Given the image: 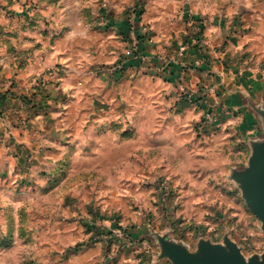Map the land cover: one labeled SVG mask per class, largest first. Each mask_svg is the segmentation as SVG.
<instances>
[{
  "label": "crops",
  "instance_id": "crops-1",
  "mask_svg": "<svg viewBox=\"0 0 264 264\" xmlns=\"http://www.w3.org/2000/svg\"><path fill=\"white\" fill-rule=\"evenodd\" d=\"M130 1L0 0V208L55 188L83 125H125L136 154L161 142L174 158L145 169L174 177L179 193L169 201L179 206L152 216L153 232L181 242L183 231L213 225L220 202L228 216L234 206L245 215L239 192L229 195L222 185L238 186L233 171L264 142V0H237L208 17L198 12L203 20L178 0H146L144 13ZM210 108L218 120L200 129ZM122 136L83 133L98 139L105 158L106 142ZM133 184L134 195L151 197L152 187ZM129 232L128 240L87 247L66 264H146L155 236ZM52 249L39 253L41 262L62 264L59 246Z\"/></svg>",
  "mask_w": 264,
  "mask_h": 264
},
{
  "label": "rangeland",
  "instance_id": "rangeland-1",
  "mask_svg": "<svg viewBox=\"0 0 264 264\" xmlns=\"http://www.w3.org/2000/svg\"><path fill=\"white\" fill-rule=\"evenodd\" d=\"M178 1L191 7L193 16L203 20L198 16V12H205L204 17L220 14L237 0ZM133 3L138 10H142L141 13L145 12L146 0H131L127 6ZM101 5L107 6L109 3L104 2ZM145 26V32L151 35L149 25ZM2 48L3 45L0 44V56ZM2 66L4 67L3 62L0 61V69ZM2 116L0 111V118ZM196 128L198 131V126ZM88 130L96 133H120L123 140H108L105 150L111 155L105 158L98 154V139L90 141L83 138V133ZM131 131L132 128L125 125H110L106 129L98 125H83L79 134L80 141L75 142L73 155L61 160L58 185L55 188L46 189L39 196L32 192L27 193L16 200L11 199L12 203L0 208V264H44V261L41 262L44 256L39 253L54 251L52 248L55 245L59 246V251L56 252L61 257L62 264H66L69 257L78 256L77 253L87 247L96 244L109 247L114 241L128 240L129 231H147L146 233L150 234L156 229L153 221L155 216H160L163 211L171 212L174 207L179 206L175 202L171 207L169 201V198H176L179 193L173 181L174 177L157 168L152 172H146L145 169L152 161L161 169L164 161L172 160L174 163V158L169 157L170 152L162 148L161 142H156L149 154L146 148L140 147L136 154L130 141L125 140ZM115 144L121 145L120 149L115 150ZM137 163L138 168L142 167L144 172H135ZM119 170L121 172H118ZM221 176L223 179H220V182L225 184L227 181ZM136 181L142 187H152L151 197L134 195L130 188ZM118 182L120 183L116 184ZM232 186L227 188L222 185V191H227L229 195L239 192V197L244 202L241 208L244 209L245 215H239L237 206H234L231 210L236 214L228 216L230 208L226 210L220 202L217 208L212 207L213 216L205 211L207 216L212 217L213 225L207 226V230L202 228L204 226L182 230L181 242L192 251H195L198 242L203 238L213 246L229 248L228 243H233L249 262L254 256L262 257L264 254V224L247 204L242 190L234 183ZM203 207L210 209V206ZM223 213L226 216H223ZM130 216L140 217L132 219ZM117 230L125 234L121 235ZM153 240L151 245L154 249H151L149 255L157 264H162L157 260L159 244L154 238ZM154 254L156 257H153ZM106 258L114 259L109 251H106ZM46 263L51 264L47 261Z\"/></svg>",
  "mask_w": 264,
  "mask_h": 264
},
{
  "label": "water",
  "instance_id": "water-1",
  "mask_svg": "<svg viewBox=\"0 0 264 264\" xmlns=\"http://www.w3.org/2000/svg\"><path fill=\"white\" fill-rule=\"evenodd\" d=\"M232 179L237 182L247 204L264 224V142L254 144L248 165L233 171ZM149 235L155 236L159 244L158 261L167 259L172 264H264V254L262 257L254 256L248 262L233 243H228L229 248L213 246L203 238L198 242L197 249L191 251L166 233L152 232Z\"/></svg>",
  "mask_w": 264,
  "mask_h": 264
},
{
  "label": "built area",
  "instance_id": "built-area-1",
  "mask_svg": "<svg viewBox=\"0 0 264 264\" xmlns=\"http://www.w3.org/2000/svg\"><path fill=\"white\" fill-rule=\"evenodd\" d=\"M145 31L147 30V27L145 26ZM117 68H121V65H117ZM182 95H186L187 99L189 100V102H196V98L194 97L193 94L188 93V92H183ZM218 120V114L215 112V110L213 108L208 109L205 112V115L203 117L202 122L199 124V128L203 129L206 125L212 124L215 121ZM117 232L121 233V235L125 234L124 232H122L121 230H117ZM146 264H157L154 260H150L148 261Z\"/></svg>",
  "mask_w": 264,
  "mask_h": 264
}]
</instances>
